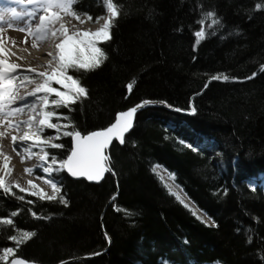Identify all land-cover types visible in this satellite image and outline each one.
<instances>
[{"label":"trees","instance_id":"1","mask_svg":"<svg viewBox=\"0 0 264 264\" xmlns=\"http://www.w3.org/2000/svg\"><path fill=\"white\" fill-rule=\"evenodd\" d=\"M116 2L122 11L111 39L98 44L107 60L94 71H70L88 94L59 112L83 133L146 98L186 110L193 95L195 112L140 110L125 142L114 141L107 152L115 176L99 183L56 177L66 204L26 193L20 201L0 190V217L22 209L12 217L15 228L35 232L15 256L42 264L77 257L62 264H264V0ZM74 8L92 20L105 14L100 0H79ZM206 11L221 24H205L197 45V21ZM217 75L229 79L211 80L194 95ZM63 141L70 148V137ZM153 165L174 174L212 222L170 193ZM29 208L49 218L36 219ZM13 234V226L0 224V249L16 247Z\"/></svg>","mask_w":264,"mask_h":264},{"label":"snow or ice","instance_id":"2","mask_svg":"<svg viewBox=\"0 0 264 264\" xmlns=\"http://www.w3.org/2000/svg\"><path fill=\"white\" fill-rule=\"evenodd\" d=\"M0 2H3V0H0ZM14 2L32 7L30 10L25 7L22 12H17L15 8L9 9L11 15L8 20H4L3 16L0 15V32L4 31L5 25L11 28L15 21H24L25 26L18 30L26 31L34 36L33 47L38 46L36 41L43 42L50 37L58 38V42L54 45L55 55L51 52L47 53L51 59L45 66V71H38L36 68L26 70L34 73L35 76L22 75L19 71L21 65L10 63L7 58H0V126L7 125L10 129L22 131V135L12 136L13 150L17 151V155H21L22 162L26 158L32 157H37L43 162L40 164V168L47 175L37 178L43 179L46 184L50 185L52 195L45 193L32 181H28L30 188L21 187L18 182L7 183L6 177L12 174L13 169L10 167L11 157L2 151H0V156L3 157L4 161V175L0 176V190L5 194L15 196L16 194L12 192V188L16 187L19 188L20 192L38 196L41 200L53 201L59 199L60 203L66 204L67 201L64 197L59 195L62 188L61 182L52 174L66 170L73 177H85L90 181L102 179L105 172L112 171L107 166L109 157L105 155V149L113 138L118 139L121 144L125 142L124 134L132 128L135 113L139 108L152 103V101L145 100L127 111L118 113L115 122L102 130L82 134L67 115L59 112L61 108L72 111L71 105L77 103L81 98H86L88 94L80 79L74 78L73 75L68 73L70 69L75 73L94 71L107 60L106 52L98 44L111 39V29L115 26V20L121 14L122 6L116 0H100L105 9V15L97 16L96 22L99 23L103 19L105 22L102 27L95 32L75 30L70 33L69 28L63 23L64 15H70L80 23L85 22L82 17H86L88 21L92 20V16L87 12H81L74 8L79 0H14ZM260 8L261 4L258 3L256 9L259 10ZM197 24L201 26L200 30L194 33L198 45L206 36L205 24L211 29L213 26H220L221 22L214 11H206L202 13ZM12 43H15V41H12ZM0 54L5 57L9 55L2 44H0ZM260 71H264V64L260 66ZM255 75L254 72L246 79H252ZM37 76L39 82L36 80ZM212 79L228 80L229 77L227 75H217ZM53 83L61 85L65 90L62 91L60 88L53 87ZM134 84L135 80L127 84L129 92H131ZM29 85H34L31 91L27 90ZM21 89L25 90L23 94H21ZM28 97L34 99L29 101ZM18 101L21 102L19 105H17ZM179 110L177 109V111ZM192 112H195V108H192ZM25 114L28 117L26 120L14 119ZM53 119H55V123L52 122ZM62 121L67 122L62 123ZM46 129L55 130V135L45 138L43 133ZM4 135L5 133L0 132V136ZM62 136L72 138V147L67 149L65 158L58 160L55 155L50 154L45 149H64V144L53 142L61 139ZM29 141H33V143H28ZM18 142L22 145L19 150L16 148ZM181 143L183 142L181 141ZM34 147H38L40 151L33 152L32 148ZM189 147L191 146L189 145ZM50 156L51 159H49ZM159 167V165L155 166L153 171L156 172ZM33 171V168L25 169V172L29 174ZM169 178L174 180V174H169ZM169 191L171 192V188H169ZM172 194L181 203H184L178 193L173 192ZM16 199L24 201L25 197L16 196ZM114 199L115 197H113ZM26 202L28 204L35 203L32 200ZM185 207L189 206L185 204ZM20 211L22 209L12 211L7 217H0V224L13 226V232L15 233L10 235L8 239L15 242L16 247L0 249V262H4V264H9L10 256L13 257L10 264H34V262L15 256L19 246L35 236V232L15 228L12 217L19 215ZM28 212L36 219L49 218L39 215L31 208L28 209ZM193 214L196 213L193 211ZM105 235L107 236V233ZM250 240L251 237H249ZM99 254L95 253V255Z\"/></svg>","mask_w":264,"mask_h":264},{"label":"rangeland","instance_id":"3","mask_svg":"<svg viewBox=\"0 0 264 264\" xmlns=\"http://www.w3.org/2000/svg\"><path fill=\"white\" fill-rule=\"evenodd\" d=\"M6 6H8V7H6ZM25 7H27L29 10L31 9V7L32 6H26V5H19V4H16L15 2H14V0H9V2H4L3 3V6L2 5H0V15H2L3 16V18H4V20H8V19H10V11H9V9H11V8H15L16 9V11L17 12H22L24 9H25ZM17 8L18 9H20L21 11H18L17 10ZM103 10H104V7H103ZM64 18L66 19V21L70 24V27L71 26H73V25H75V29H77V28H81V26L79 27V21L78 20H76L75 18H73L72 16L71 17H69L68 15H65L64 16ZM83 19H85V21H87L88 22V24L91 22L92 23V21H94L95 20V22H96V18L94 19V20H91V21H88L87 19H86V17H82ZM25 19H27V18H25ZM68 19V20H67ZM23 26H25L24 25V21H15L14 23H13V26L11 27V28H9V27H7L6 25L4 26V31L3 32H0V40H2V36H6V35H4V32L5 31H18L22 36L23 35H25V36H27L28 35V32H26V31H20V30H18L20 27H23ZM78 26V27H77ZM69 28V27H68ZM49 39V38H48ZM47 39V40H48ZM46 40V41H47ZM3 41V40H2ZM19 42V40H16L15 39V43H12V41H8L7 43H5L6 45H7V47H8V51H11V52H15V53H19V54H25V55H23V57H31V56H33L34 55V49L33 48H29V47H26V46H24V45H21L20 43H18ZM48 42V41H47ZM46 42V43H47ZM41 43V42H40ZM44 43L42 42V44L41 45H43ZM56 50V49H55ZM0 56H4L3 54H0ZM5 58H7V57H5ZM8 60H9V62L11 63L12 61L9 59V58H7ZM43 59L45 60V61H49V58H47L46 56L45 57H43ZM19 71L20 72H24V73H27V71H26V69H23V68H20L19 69ZM70 71H71V69L69 70V75H71L70 74ZM38 76H37V78H36V80H37V82H39L38 81ZM55 84V83H54ZM55 86H57V88H60L62 91H64L65 89L61 86V85H56L55 84ZM29 87H31V85H29ZM22 90V89H21ZM29 101H31L32 99H28ZM20 104V102L18 101L17 102V105H19ZM23 116H26V114L25 115H23ZM23 116H18V117H16V118H14L15 120L16 119H18V118H21V117H23ZM53 123H55L56 121H55V119H53V121H52ZM67 121H62V123H66ZM0 132H2V133H5V135L4 136H0V138L1 137H6V139H7V141H8V144L7 145H2L1 143H0V145H2V147L4 148V149H7V150H9V152H10V154H11V156L12 157H16V158H21V155H17V151H14L13 150V148H14V145H13V141H12V136L10 135V134H8V130H7V125H3V126H0ZM18 133V134H17ZM23 133H22V131H18V132H16V133H14V135H16V136H20V135H22ZM50 135H55V130H53V129H46L45 130V132L43 133V136L45 137V138H47L48 136H50ZM66 137H61V139H59V140H55V141H53L54 143H61V144H65V142L63 141L64 139H65ZM1 142V141H0ZM20 147H22V145L18 142L17 143V145H16V148H17V150H19L20 149ZM50 149H54V148H46L45 150L46 151H48L50 154H52V155H55L56 157H57V159L59 160V159H63V158H65V156L67 155V151L65 152V149H68V147L67 146H65V148L64 149H55V150H60V153H64V155H59V154H56L55 152L53 153V151H51ZM32 151L33 152H39L40 151V149L38 148V147H34V148H32ZM35 158H37V157H32V158H29L30 160H33V159H35ZM49 159H51V156L49 157ZM4 162V161H3ZM3 162H1L0 163V176H2V175H4V169H3ZM43 163V162H42ZM157 164V163H156ZM155 165V164H154ZM153 165V168L155 167ZM10 167L14 170L15 168L13 167V166H11V164H10ZM55 167V166H54ZM34 170H36V172H37V176H33L32 174L33 173H31V174H29V173H26L25 172V174L24 175H22L23 177H27V178H30V179H32L31 181L33 182V183H38V181H40V180H42V179H38L37 177H42V176H46L47 174H45V173H43V171L41 170V168H36L35 166H33L32 167ZM24 169H26V168H24ZM161 170L163 171L162 173H161ZM25 171V170H24ZM157 175H158V177H159V179L162 181V183L166 186V188L168 189V191H169V188H170V181H172L173 179H169V172L161 165L158 169H157V171L155 172ZM161 173V174H160ZM27 174L29 175V176H27ZM65 174V172L64 171H62V172H60V173H53L52 175L54 176V177H61L62 175H64ZM165 175V176H164ZM167 177H168V179H167ZM167 181H166V180ZM25 180H27L26 178H25ZM34 180V181H33ZM6 182L7 183H12V182H18L19 184H20V186L21 187H24V188H30V185L28 184V182H23V181H21L18 177H14V175H13V171H12V174L10 175V176H7L6 177ZM168 182V183H167ZM175 182V181H174ZM167 183V184H166ZM176 183V182H175ZM43 184H44V189L43 188H41V187H39L40 189H42L45 193H47L48 195H52V189H51V187H50V185H48V184H46L44 181H43ZM177 184V183H176ZM37 185V184H36ZM168 185H170V186H168ZM244 185L245 186H247V187H250V188H252L253 186H254V182H252V181H248V180H246V181H244ZM259 185H260V187H261V190H262V193H263V196H264V178H262V180L259 182ZM18 190L17 192H15V196H13V195H11V194H9L10 196H12V198L13 199H16V196H23L22 194L23 193H26V194H29V193H27V192H20V190H19V188H16V187H13L12 188V192L14 191V190ZM182 189V188H181ZM183 190V189H182ZM170 192V191H169ZM170 193H173V192H170ZM186 194V193H185ZM30 195V194H29ZM32 196V195H31ZM175 196V195H174ZM35 198H39L38 196H34ZM176 197V196H175ZM16 200H18V199H16ZM180 201V200H179ZM182 204H184V203H182ZM185 205V204H184ZM188 208H190V209H192V210H194L195 212H196V214L201 218V219H203V220H205V221H207V222H212L211 221V219L207 216V215H205V213H203L202 211L200 212L196 207H195V209L194 208H191V207H188ZM12 258V256H10L9 257V260ZM82 258V257H81ZM75 260V259H74ZM0 264H4V262H0Z\"/></svg>","mask_w":264,"mask_h":264},{"label":"bare ground","instance_id":"4","mask_svg":"<svg viewBox=\"0 0 264 264\" xmlns=\"http://www.w3.org/2000/svg\"><path fill=\"white\" fill-rule=\"evenodd\" d=\"M3 3L4 2H0V5L3 6ZM7 3V2H6ZM8 7V6H6ZM9 8V7H8ZM18 11H21L20 9L17 8ZM105 15V14H104ZM103 15V16H104ZM65 16V15H64ZM63 16V23L69 27V31L70 33L72 31H75V30H80V31H85V30H91L92 32H95L96 30L100 29L102 27V25L104 24V20L101 19L99 21V23L97 22H94V23H89L87 21H85L84 23H79V27L81 26V28H77L75 29V25L71 26L70 27V24L66 21V19L64 18ZM69 17H71L70 15H68ZM68 20V19H67ZM24 27V26H23ZM58 27V25H57ZM78 27V26H77ZM21 28V27H20ZM4 35L6 36H2V40H0V44H2L4 50L9 53V55L7 56V58H9L12 62L11 63H16V64H19L21 65V68L23 69H30V68H36L38 69V71H45L46 70V67L48 62L49 61H45L43 59V57H47L49 58V60L51 59V57H49L47 55V53L51 52L53 53V55H55L56 53V50H55V43L58 42V38H49L47 41L44 40L43 41V45L42 42L40 43L39 41H36L37 43V47H33V43H34V36L33 35H30L28 33L27 36L25 35H21L18 31H5L4 32ZM16 40H19L18 43H20L21 45H24L26 47H29V48H33L34 49V55L31 56V57H23V55L25 54H19V53H15V52H11V51H8V47L5 43H7L8 41H15ZM47 42V43H46ZM0 58H5V56H0ZM22 75L24 74H27V75H30V76H35L34 73H30V72H27V73H24V72H21ZM37 78V77H36ZM39 78V77H38ZM39 81V79H38ZM32 87H34V85H31V87L28 86V91H31ZM25 90L22 89L21 90V94H23ZM28 99H34L32 97H28ZM21 103V102H20ZM23 116V115H22ZM18 117V116H17ZM16 118V117H15ZM28 117L27 115L26 116H23L21 118H18L16 120H26ZM7 130H8V134H10L11 136L14 135V133L18 132L17 130L15 129H10L7 127ZM18 134V133H17ZM0 143L2 145H7L8 144V141L6 139V137H1L0 138ZM28 143H33V141H29ZM2 145H0V151H2L3 153L7 154V156H10L11 157V166H13L15 169L13 170V175L14 177H18L21 181L23 182H28V181H31L32 179L30 178H27L26 176L23 177L22 175L25 174V169L24 168H32L33 166H35L36 168H40V164L42 163L38 158H35L33 160H30L29 158H26L23 162L21 160V158H16V157H12L9 150L7 149H4L2 147ZM3 162V157L0 156V163ZM163 171L161 170V173ZM160 173V174H161ZM33 176H37V172L36 170L33 171ZM27 176H29L27 174ZM165 176V175H164ZM25 178L27 180H25ZM168 179V177H167ZM170 179V178H169ZM166 180V179H165ZM34 181V180H33ZM43 179L38 181V183H36L39 187L43 188L44 189V184H43ZM167 181V180H166ZM170 188H171V192H175V193H178L179 196L181 197V199H183L184 201V204H187L189 207L191 208H194L195 209V205L190 201V199L188 198V196H186V194L183 192V190L174 182V180L170 181ZM168 183V182H167ZM166 183V184H167Z\"/></svg>","mask_w":264,"mask_h":264},{"label":"water","instance_id":"5","mask_svg":"<svg viewBox=\"0 0 264 264\" xmlns=\"http://www.w3.org/2000/svg\"><path fill=\"white\" fill-rule=\"evenodd\" d=\"M251 75H252V74H250V75H248V76H245V77H241V78H235L234 80H237V81L247 80L246 77H249V76H251ZM212 77H214V76H212ZM212 77L208 78V80H207L206 84L203 86V88H202L200 91H198L197 93H195L194 95H198V94H200V93L204 90V88L206 87V85H207L211 80H214V79H212ZM219 80H223V79H219ZM127 84H128V83H127ZM127 84H126V89H127ZM130 93H131V92H129L128 89H127V91H126V95H125V98H127V97L130 95ZM192 97H193V95L190 96L189 108L186 109V110L181 109V108H178L177 106H174V105H172V104H169V103L166 102L165 100H161V99H149V98H146V99L140 100V101H138V102H135L134 104L128 106L127 108H125V109H123V110H119V111H117V112L115 113V115H114L113 120H112L109 124H107L105 127L96 128V129L90 130V131H88V132H85V133L81 132V133H82V134H87V133H89V132L102 130V129H104V128L110 126L112 123L115 122V119H116V116H117L118 113H120V112H124V111H127L128 109H130V108H132V107H134V106H136V105H138V104H141V103H142L143 101H145V100L152 101V103L147 104V105H145L144 107L139 108V109L137 110V112L135 113L134 118H133V126H134V122H135L136 114H137L140 110H142V109H144V108H146V107H149V106L163 107V108L168 109V110H177V109H180L181 111H184V112H187V113H192V108H193L192 105H191ZM133 126H132V128H133ZM132 128H131L127 133L124 134V137H125V136H126L131 130H132ZM114 141L119 142L118 139L113 138L112 141H111V143H110V144L107 146V148L105 149V155H107V152H108V150H109V147L111 146V144H112ZM119 143H120V142H119ZM70 147H72V138H71V137H70ZM107 166L110 167V165L108 164V161H107ZM110 168H111V167H110ZM64 172H65V174H66L67 176H69L70 178H73V179H83V180H86V181L89 182V183H99V182H101V181L103 180V178L106 176V174H112L113 176H115V173H114V171L112 170V171H109V172H105L104 175H103V178L100 179L99 181H96V180H91V181H90V180L86 179L85 177H73V176H72L70 173H68L66 170H64ZM113 173H114V174H113ZM110 201H111V199H109L108 203H109ZM107 237L109 238L108 235H107ZM16 257H18V258H23V257H20V256H16ZM80 258H81V257L71 258V259H67V260H65V261L58 262V263H56V264H62V263H64V262H66V261H70V260H74V259L76 260V259H80ZM11 259H13V257H12ZM11 259L9 260V264H10ZM23 259H25V258H23ZM25 260H26V261H29V262H34V264H42V263H40V262H38V261H34V260H28V259H25Z\"/></svg>","mask_w":264,"mask_h":264}]
</instances>
